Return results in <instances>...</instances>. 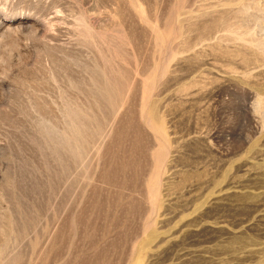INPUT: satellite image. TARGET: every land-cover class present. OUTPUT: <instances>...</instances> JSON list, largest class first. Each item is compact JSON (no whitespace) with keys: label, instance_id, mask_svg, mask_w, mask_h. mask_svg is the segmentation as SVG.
Masks as SVG:
<instances>
[{"label":"rangeland","instance_id":"374dc122","mask_svg":"<svg viewBox=\"0 0 264 264\" xmlns=\"http://www.w3.org/2000/svg\"><path fill=\"white\" fill-rule=\"evenodd\" d=\"M0 264H264V0H0Z\"/></svg>","mask_w":264,"mask_h":264}]
</instances>
